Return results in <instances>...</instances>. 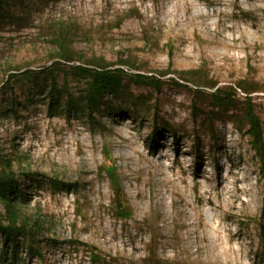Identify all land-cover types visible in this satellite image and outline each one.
Returning a JSON list of instances; mask_svg holds the SVG:
<instances>
[{"label":"rangeland","instance_id":"374dc122","mask_svg":"<svg viewBox=\"0 0 264 264\" xmlns=\"http://www.w3.org/2000/svg\"><path fill=\"white\" fill-rule=\"evenodd\" d=\"M77 65L122 69V96L61 109L66 88H85ZM246 112L264 139V0L6 3L0 170L26 195L0 200V220L13 212L41 255L19 243L13 256L0 237V264H264Z\"/></svg>","mask_w":264,"mask_h":264},{"label":"trees","instance_id":"16d2710c","mask_svg":"<svg viewBox=\"0 0 264 264\" xmlns=\"http://www.w3.org/2000/svg\"><path fill=\"white\" fill-rule=\"evenodd\" d=\"M11 1L14 0H0V14L2 13L3 6ZM50 68L51 67H47L44 70L39 71V73L42 76L48 77L49 79L52 87L48 91V98L50 100V107L54 108L57 106L58 100L55 97V90H53L56 89L55 77L53 75L54 73H50ZM68 68L73 71V74H77L86 78L85 88L81 91L79 96H76V98L73 97V94H71L68 88H66L64 90L66 100L61 109L76 112L85 109L88 115L93 109H98L100 106H102L101 97L104 94H109L114 97L122 96V81L126 75L122 69H111L102 65H95L92 67L77 65L69 66ZM56 71H61L63 78H66L68 74L65 70L59 68H56ZM21 73L22 74H20V77L28 78L30 76V74H28L29 72L27 71H23ZM146 78L147 77L139 74L129 75V79H131V81L136 84L149 83L148 80L150 78ZM216 98L222 103H229V101H231L229 97L222 98L221 96H216ZM131 105L134 107L135 104L131 102ZM244 116V118H246L248 121V129L246 130V133H249L252 137L255 153L261 163L260 171L264 176V139L259 127V122L253 118L249 112H246ZM22 190L23 189L20 187L19 182L15 181L12 175L9 173H4L2 170H0V200L5 201V204L9 206V201L12 199H24L26 192ZM116 194L118 195L117 191ZM117 209L121 211V205L118 204ZM0 237L3 239L4 245H10L13 256L18 250L19 243L23 244L24 248L30 255H41L40 250L37 247H33L32 245L34 243V238L26 232L25 228L21 226L18 228L15 225V216L13 212L7 219L6 225H4L0 220Z\"/></svg>","mask_w":264,"mask_h":264},{"label":"bare ground","instance_id":"6f19581e","mask_svg":"<svg viewBox=\"0 0 264 264\" xmlns=\"http://www.w3.org/2000/svg\"><path fill=\"white\" fill-rule=\"evenodd\" d=\"M145 158H146V157L143 156V159H145ZM146 175L148 176V177H147V178H148L147 181H149V180L153 177V172H152L150 169H147V170H146ZM212 189H213V190H216V186L212 187Z\"/></svg>","mask_w":264,"mask_h":264}]
</instances>
